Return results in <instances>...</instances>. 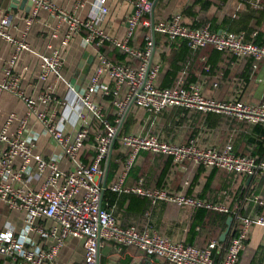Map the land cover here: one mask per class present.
I'll return each mask as SVG.
<instances>
[{
	"label": "crops",
	"instance_id": "1",
	"mask_svg": "<svg viewBox=\"0 0 264 264\" xmlns=\"http://www.w3.org/2000/svg\"><path fill=\"white\" fill-rule=\"evenodd\" d=\"M47 1L56 9L84 20L91 15L90 7L94 0ZM151 1L153 19L152 10L142 17V20L149 22L150 25L140 24L134 34L128 37V44L131 47H138L141 42L144 45L146 37H150L153 43L151 62L159 67L154 81L156 87H186L189 84H197L203 95L218 101L238 99L249 105L264 102V61L254 63L247 57H236L210 46L193 50L185 40L169 39L166 35L154 32L151 27L152 20L156 23L179 14L189 26L204 25L203 27H208L219 34L239 31L244 37L247 35L248 38L254 39L256 33L264 31V0ZM106 6L108 12L101 17L100 27L110 37L123 41L127 36L126 19L132 10L131 6L124 0H107ZM32 9L31 0H0V17L9 16L7 33L12 39L9 41L0 38V131L5 129L8 135H18L21 139L32 141L33 153L40 154L47 151L56 152L58 146L45 132L44 123L38 115L55 120L62 113L65 114L64 107L70 102L71 81L75 78L80 62L85 61L86 57L93 56L89 70L80 85L82 88L87 85L88 78L96 66L95 52L102 44L85 45L82 38L86 32L81 30L69 39L66 46H62V40L67 32V22L59 20L54 12L46 9H40L33 17ZM146 15L150 18H144ZM29 19L32 21L27 24ZM146 30L148 34L144 35L143 31ZM141 34L142 39L139 38ZM262 42L264 43V40ZM19 44H25L26 49L18 48ZM53 50H59L62 57L61 77L49 73L42 80L40 57L51 54ZM12 59L14 62L10 65ZM7 83L13 87L1 90V86ZM119 93V97L122 98L125 88H121ZM29 100L35 102V114H29L27 105ZM108 102L109 100L103 104V111L106 115H111L113 118L111 121L115 123L118 117L117 110L114 104L112 108L107 106ZM128 115L132 121L128 134L155 136L170 143H186L192 139L199 146L217 149L231 145L236 154L264 157V130L258 129H264V126H258L259 124L250 125L228 115L202 113L179 106H169L159 114L153 115L130 104L120 123H115L117 130L119 129L115 142L119 139L123 121ZM73 121L74 117L66 126L69 134H74L76 130L72 125ZM5 148L6 144L0 141V152ZM83 153L84 148L80 153V160L86 165ZM134 161L133 168L136 171L144 168V174L140 177L144 178L145 186L161 187L158 189L199 198L213 205L223 206L228 211L222 212L205 207H181L163 201L152 203L150 199L133 193L111 191L117 196L109 208L102 209L109 211L122 227L135 226L140 232L154 231L173 242L197 247H205L211 241H216L223 249V243L229 241V233L224 242L220 241V236L227 228L228 217H232L231 230L236 214L246 217L264 215L263 177L253 176L249 179V176L237 175L218 168H206L191 162L186 163L183 169L175 168L170 157L148 151L135 156ZM20 163L18 159L14 161L15 169ZM58 167L63 172L74 168L70 160L64 156L59 158ZM34 174V162L31 161L22 174L23 180ZM46 174L47 171L38 178H31L22 184L27 189L36 190ZM123 174L125 175V172ZM139 178L136 172L132 171L125 178L124 185H135ZM100 182L102 187V179ZM17 183L12 184L15 187L21 186ZM132 197H136L137 200L134 201ZM102 198L103 196L101 207ZM7 224L13 227L16 235L20 234L24 225V214L0 203V230ZM36 224L47 231L56 228V232L48 238L32 232L29 234L32 242L44 249L54 246L58 237L56 224L49 219H39ZM82 243L81 239L68 238L58 250L56 257L58 263L83 264ZM220 254L222 255L223 251ZM146 263L166 264L163 260L149 258L132 247L118 250L109 242L102 244L99 250L98 264ZM0 264L26 263L20 259L12 260L0 256ZM237 264H264L262 227H251L246 247L240 254Z\"/></svg>",
	"mask_w": 264,
	"mask_h": 264
},
{
	"label": "built area",
	"instance_id": "2",
	"mask_svg": "<svg viewBox=\"0 0 264 264\" xmlns=\"http://www.w3.org/2000/svg\"><path fill=\"white\" fill-rule=\"evenodd\" d=\"M131 6L126 19L127 36L123 41L110 37L101 27V17L108 12L107 0H94L91 3V15L87 19H79L76 15L56 9L47 0H31L33 9L31 15L36 16L40 9L54 12L57 18L67 22V32L61 45L66 46L69 39L81 30L86 31L82 38L85 45L99 46L105 42L126 53L138 61L136 66L122 65L113 62L107 55L95 52L96 66L88 78L87 85L75 91L70 88V102L64 107V113L59 118L46 119L38 117L44 123V130L56 142V152L33 153V142L21 139L18 135H8L6 130L0 131V141L6 148L0 152V203L9 209L23 212L24 225L20 234L16 235L10 225L0 230V256L12 260L20 259L26 264H59L56 257L59 248L68 238L82 240L84 249L83 264H98L99 250L105 242L111 243L120 250L132 247L149 258L163 260L166 264H237L240 254L246 247L251 227L260 226L264 229V215L246 217L236 214L234 217V235L229 239L220 259L215 260L214 254L220 251L221 245L211 241L205 247L184 245L173 242L157 232L145 230L140 232L135 226L122 227L114 216L101 207V182L103 169L101 163L106 160L112 139L117 133V125L131 104L153 115L159 114L169 106H179L194 109L202 113L214 112L234 117L250 125L264 126V102L249 105L238 99L218 101L203 95L197 84L179 86L176 88H158L154 81L158 65H151L150 57L153 43L146 37L143 49L131 47L128 44L136 27L140 24L149 26L142 20L145 14L151 12V0H124ZM32 20H27L30 24ZM10 24L9 16L0 17V38L12 41L7 33ZM154 32L166 35L169 39H183L190 49L211 46L220 52H228L236 57L249 58L258 63L264 61V43L253 44L244 40L243 34L212 32L208 27L191 28L183 23L179 14L171 15L164 21L151 24ZM20 49H26L25 44H19ZM41 60V79L49 73L61 77L62 57L59 50H53L49 55H43ZM14 59L10 61V65ZM255 66V65H254ZM8 74V72H7ZM13 87L10 83L1 86V90ZM125 94L119 97L121 88ZM112 93L113 104L117 110L114 124L106 121L103 111L104 97ZM44 101V100H43ZM29 114H35L33 100L27 102ZM74 117L72 125L74 134L67 133L66 126ZM101 121L103 128L95 136V154L92 162L85 165L80 160V153L88 134L91 119ZM121 146L128 150L125 162L127 171L139 151L165 155L172 158L175 168L183 169L185 163H194L206 168H218L245 176L264 178V157L239 155L233 152L231 145L221 149L199 146L194 140L186 143H170L155 136L141 134H125L120 138ZM70 160L74 168L63 172L58 167L60 157ZM20 160L15 169L14 161ZM33 161L35 174L23 180V172ZM47 174L36 190L27 189L24 181ZM124 174L111 184L114 192L133 193L146 197L152 203L163 201L181 207H205L222 212L228 209L213 205L208 201L194 198L181 193H172L166 189L145 186L144 178L140 177L135 185L124 186ZM21 184L13 186L12 183ZM39 219H49L58 227L57 243L48 249L36 245L29 237L34 232L43 238L55 234V230H44L36 222Z\"/></svg>",
	"mask_w": 264,
	"mask_h": 264
},
{
	"label": "trees",
	"instance_id": "3",
	"mask_svg": "<svg viewBox=\"0 0 264 264\" xmlns=\"http://www.w3.org/2000/svg\"><path fill=\"white\" fill-rule=\"evenodd\" d=\"M144 18L149 19L150 17L146 15ZM183 23L185 25H187L188 27H191V28H201V27L204 26V25L196 26V27L189 26L188 24H186L184 22V20H183ZM138 28H139V25L136 27V29H138ZM209 30H210V28H209ZM143 32H144V35L148 34L147 30H146V32L145 31H143ZM212 32H214V31H212ZM232 33L239 34V31H237V32L232 31ZM133 34H134V32H133ZM139 38L142 39V34H141V36ZM244 40L247 41V42H251L253 44H257V45L263 44L262 41L264 40V31H260L259 33H256V36H255L254 39L248 38V36L246 35L244 37ZM141 43H140V46L134 47V48L143 49L144 46H145V42H144V45H142ZM130 44H131V41H130ZM206 47H209V46H206ZM210 48H211V46H210ZM98 51L106 54L113 62L118 63V64L132 65V66H136L138 64L137 60L132 59L126 53L121 52L120 50L116 49L114 46H112L108 42L103 43L98 48ZM112 51H115V52H112ZM154 64L155 63L151 62L152 66ZM155 65H157V64H155ZM177 87H179V86H177ZM169 88H176V87H169ZM119 96H120V93H119ZM108 100H109V102H108L109 105H107V106L111 107L113 105V100H114V96L112 95V93H110L109 95L104 97L103 104L105 105ZM115 114H116V110H115ZM104 118L106 119L107 122H109V123L111 122V124H114V122L111 121L113 119L111 115H109V114L106 115V113L104 112ZM131 124H132V121H131L130 115H128L126 117V119L123 121L121 133L119 134V139L114 143V146H113V149H112V155H111V158H110V161H109V167H108L105 191H104L103 198H102V208H104V209L109 208V206L113 203V201L115 200V198L117 196L116 193L111 192V190H110L111 184L116 182L118 180V178L124 172H125V175H124L123 184H124L125 178L132 171L136 172L137 178H139L140 176H142L144 174V168H142L141 171L140 170L136 171V169L133 168V164H134L135 161H133V163L130 166V168L127 171H125L124 163L126 162V160L128 158L129 151L128 150H124L122 148L121 143H120V138L123 135L128 134V132L130 131ZM258 126H261V125H258ZM102 128H103V125H102L101 121L96 119V118L92 119V122L88 126V134H87V137H86V139L84 141V144H83V148H84L83 159L85 160L84 162L86 163V165H89L92 162V159H93L94 154H95V148H91V147H93L95 145V136H96V134L99 131H101ZM258 129H259V131L264 130L262 128H258ZM83 148H82V150H83ZM144 153H147V151L146 152L140 151L138 155L144 154ZM138 155H136V156H138ZM239 155H249V156L262 158V157H259L258 155H253V154H239ZM80 156H81V154H80ZM170 160L172 161L171 157H170ZM172 163H173V161H172ZM105 165H106V160H104L101 163V167H102L103 170L105 168ZM163 174L165 175V173H163ZM235 174H237V173H235ZM237 175H242V174H237ZM124 186H126V185H124ZM158 188H161V187H158ZM132 199L134 201L137 200L136 197H132ZM234 224H232L231 230H230L229 235H228V239H230L231 236L235 234L234 233ZM228 239H227V241H228ZM227 243L228 242L223 243V246H222L223 249H221L220 251H218L217 253L214 254L216 261H218L220 259V257H221L220 252L224 251Z\"/></svg>",
	"mask_w": 264,
	"mask_h": 264
},
{
	"label": "water",
	"instance_id": "4",
	"mask_svg": "<svg viewBox=\"0 0 264 264\" xmlns=\"http://www.w3.org/2000/svg\"><path fill=\"white\" fill-rule=\"evenodd\" d=\"M152 19H153V10H152ZM153 20H152V25H153ZM154 34V33H153ZM152 56H153V53H152ZM152 56L150 57V64H151V61H152ZM87 59L85 61H81L79 66H78V70L76 71L75 73V78L71 81V86L74 88V90L77 92L79 91L80 89V85L81 83L83 82L88 70H89V67H90V64L91 62L93 61V56H90V57H86ZM77 78V80H76ZM118 133H119V129L117 130V133L116 135L114 136V138L112 139V142H111V146H110V149H109V152H108V156H107V161H106V165H105V168H104V172H103V176H102V191H101V197L103 196V192L105 190V185H106V179H107V173H108V167H109V161H110V158H111V153H112V148H113V145H114V142L115 140L117 139V136H118ZM252 176H249V179H251ZM101 204V202H100ZM232 221V217H228L227 218V228L226 230L221 234L220 236V241L224 242L225 239H226V236L227 234L229 233L230 231V223ZM146 264H149V263H146Z\"/></svg>",
	"mask_w": 264,
	"mask_h": 264
}]
</instances>
